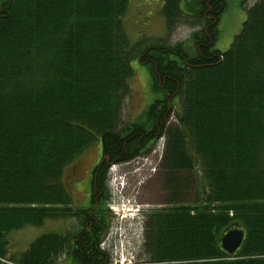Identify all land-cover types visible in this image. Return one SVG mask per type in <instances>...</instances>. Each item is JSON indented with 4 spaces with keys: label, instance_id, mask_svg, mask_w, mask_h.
Returning <instances> with one entry per match:
<instances>
[{
    "label": "trees",
    "instance_id": "obj_1",
    "mask_svg": "<svg viewBox=\"0 0 264 264\" xmlns=\"http://www.w3.org/2000/svg\"><path fill=\"white\" fill-rule=\"evenodd\" d=\"M129 1L0 0V264L63 255L66 264H108L100 244L109 199L71 207L64 170L99 139L106 185L111 164L160 137L166 206L146 212L136 264H264V0L247 9L224 52L213 47L223 0H163L166 35L180 24L200 28L142 51L124 29ZM134 57L161 96L124 122ZM190 193L191 203L180 202ZM46 220L71 225L9 254L12 231ZM235 226L245 236L226 254L220 237Z\"/></svg>",
    "mask_w": 264,
    "mask_h": 264
},
{
    "label": "rangeland",
    "instance_id": "obj_2",
    "mask_svg": "<svg viewBox=\"0 0 264 264\" xmlns=\"http://www.w3.org/2000/svg\"><path fill=\"white\" fill-rule=\"evenodd\" d=\"M223 1L226 5L216 23L217 38L213 45L220 52L226 51L234 37L241 31L243 22L246 19L247 9L256 0ZM162 5L163 0L129 1L123 24L128 38L131 44L136 47V50L142 51L158 39L166 37L171 44L186 41L194 31L199 30L200 27L180 24L170 34L166 35L164 20L161 16ZM130 64L133 75L129 80L130 92L122 109V120L124 122L142 115L148 105L161 96L160 93L154 92L151 88V76L148 66L142 64L138 57L132 58ZM174 117L175 114L172 113L171 122ZM159 145L164 148V141ZM159 145H154V148L147 153L130 161L113 163L109 167L108 172H114L120 175L121 178L120 184L109 187L111 200L107 208L111 212L112 218L109 226L110 231L104 245L111 260L108 264H118L116 262L119 260V256L126 259L124 264L127 261L136 264L134 260L140 255L139 252L144 238L146 212L166 206L168 193L163 187L162 172L159 168L163 154L160 157V153L156 151L159 150ZM101 154L102 143L98 139L64 170L62 180L71 194V207L86 208L91 205L87 195L90 190L89 172L100 161ZM72 171H75V176L71 175V178H68L69 173H72ZM180 175L185 176V173H180ZM191 193L181 198L180 202L184 204L191 203L193 198ZM128 201L134 206L136 205V209L139 210V219L135 222L136 224L119 222L114 218L113 211L110 208L115 206L119 208L121 204L124 206ZM70 225L69 220H46L39 227L27 226L12 231L8 235L10 242L9 254L24 251L31 241L42 234L49 232L63 233L69 229ZM55 264H66L64 255L59 256Z\"/></svg>",
    "mask_w": 264,
    "mask_h": 264
},
{
    "label": "flooded vegetation",
    "instance_id": "obj_3",
    "mask_svg": "<svg viewBox=\"0 0 264 264\" xmlns=\"http://www.w3.org/2000/svg\"><path fill=\"white\" fill-rule=\"evenodd\" d=\"M105 162L107 164L108 159L105 156H102L100 161L91 168L89 174H90V190L88 192L89 196V203H94V205H98L102 201H107L111 198V193L109 191L108 185L104 184L101 185V178L102 173L104 169H101V165ZM108 169L106 172L105 177L107 178ZM71 175L75 176V171H72V173H69L68 178H71Z\"/></svg>",
    "mask_w": 264,
    "mask_h": 264
},
{
    "label": "water",
    "instance_id": "obj_4",
    "mask_svg": "<svg viewBox=\"0 0 264 264\" xmlns=\"http://www.w3.org/2000/svg\"><path fill=\"white\" fill-rule=\"evenodd\" d=\"M244 230L238 226L226 229L220 237V247L226 254H234L244 239Z\"/></svg>",
    "mask_w": 264,
    "mask_h": 264
},
{
    "label": "built area",
    "instance_id": "obj_5",
    "mask_svg": "<svg viewBox=\"0 0 264 264\" xmlns=\"http://www.w3.org/2000/svg\"><path fill=\"white\" fill-rule=\"evenodd\" d=\"M162 144V143H161ZM160 146V145H159ZM159 148V150H156V151H159L160 152V150L162 149V145L160 146V147H158ZM127 264H133L131 261H129Z\"/></svg>",
    "mask_w": 264,
    "mask_h": 264
},
{
    "label": "bare ground",
    "instance_id": "obj_6",
    "mask_svg": "<svg viewBox=\"0 0 264 264\" xmlns=\"http://www.w3.org/2000/svg\"><path fill=\"white\" fill-rule=\"evenodd\" d=\"M110 236V235H109ZM108 237V236H107ZM105 245V244H104Z\"/></svg>",
    "mask_w": 264,
    "mask_h": 264
}]
</instances>
